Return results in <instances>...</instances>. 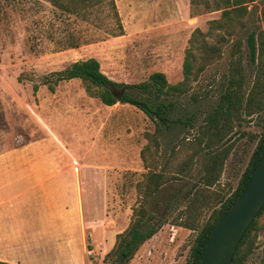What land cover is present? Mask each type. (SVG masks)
Segmentation results:
<instances>
[{
	"label": "rangeland",
	"instance_id": "rangeland-1",
	"mask_svg": "<svg viewBox=\"0 0 264 264\" xmlns=\"http://www.w3.org/2000/svg\"><path fill=\"white\" fill-rule=\"evenodd\" d=\"M112 1L122 29V35L116 37L112 33L117 32V26L106 0L83 9L78 15L58 10L47 0H0V159H6L14 149H22L18 154L25 155L24 145L38 144L50 133L74 161L72 170H78L80 179L83 229L80 234L73 233L77 259L66 261L68 264H109L102 259L113 245L111 237L127 226L131 209L139 201L136 184L145 173L141 162L137 168L133 162L130 168L114 166L111 190L105 195L99 187L108 177L105 172L108 162L90 145L102 144L105 140L113 145L142 149L147 144L143 133H152L154 123L131 105L104 106L99 100L87 97L78 79L59 82L53 93L45 86L38 87L34 95L31 82L39 83L45 75L75 61L94 58L102 74L115 83L133 85L147 80L153 72H160L169 85H175L182 81L181 66L186 50L189 51L191 75L183 86L185 92L167 98L172 106L164 114L166 123H159L158 147L150 146V152L145 154L149 168L174 174L175 166L192 153L188 141L197 135L206 113L217 102L221 92L219 84L231 64L241 62L244 89L250 86L253 71L244 43L247 34L253 33L256 41L264 44V0L247 4V13L242 19L244 27L236 28L225 43L218 42L222 31L210 24L219 19V11L207 12L201 6L195 10L189 5L190 0ZM236 39L241 41V48L231 56L228 46ZM202 42L216 45L219 51L205 56L198 49ZM72 45L75 47L71 48ZM261 58L264 61V48ZM127 92L137 94L132 90ZM50 97H54L55 103L46 105L50 110L53 107L58 110L43 114L44 111H39L43 106L39 108L38 101L47 102ZM263 114V111L251 115L241 113L228 123L218 148H227L229 152L213 192L224 195L236 186L255 146L256 140L252 137L261 131ZM39 154V151L32 152V156ZM202 157V153L195 156L183 179L155 197L156 204L151 209L167 223L139 246L127 264H185L195 232L170 223L182 209L185 191L197 179ZM59 190L60 185L56 199L63 202L64 191ZM40 191L39 187L28 190L10 205L0 207L12 211L0 217L1 223L15 229L8 244L21 245L22 228L26 233L33 230L34 238L35 230L58 224L52 223L54 214L48 211L59 212L40 199ZM165 203L168 206L164 207ZM209 212L202 210L199 226ZM259 225L261 229L256 233L253 250L243 264H264V214ZM55 234L62 237L64 233L57 228L46 231L44 236L49 238ZM8 250L17 254L19 249Z\"/></svg>",
	"mask_w": 264,
	"mask_h": 264
},
{
	"label": "trees",
	"instance_id": "trees-1",
	"mask_svg": "<svg viewBox=\"0 0 264 264\" xmlns=\"http://www.w3.org/2000/svg\"><path fill=\"white\" fill-rule=\"evenodd\" d=\"M47 1L58 10L78 15L82 13L83 9L96 5L100 0ZM252 1L190 0L189 5L195 10L201 6L207 12L219 11V19L212 20L210 24L214 29L222 31L218 42L225 43V39L231 38L236 28L241 29L244 27L242 19L247 13V4ZM106 2L112 10L117 26V32L112 33V36H120L122 35V29L113 1L106 0ZM244 43L253 71L250 86L244 89L245 76L241 62L237 60L234 65L231 64L222 77V81L219 84L221 92L218 94L217 102L206 113L203 125L197 129V135H194L191 141H188L192 153L184 162H179L175 166L174 174L163 172L161 168L158 170L149 168L151 165L146 163L145 154L150 152V146L153 149L158 147L159 123H166L164 114L172 106L170 102L166 101L167 98L185 92L183 86L191 75V55L189 51L186 50L181 66L182 81L175 85H169L164 74L160 72H153L148 76L147 80L133 85L115 83L102 74L99 70V64L94 58L75 61L62 70L45 75L39 83L31 82V92L34 95L39 86H45L50 93H53L54 86L59 82L78 79L82 83L87 97L99 100L104 106H112L116 103L131 105L154 123L152 133H143L147 144L139 152L140 161L143 169H145V173L142 174V180L136 184L139 201L131 209L125 229L115 234L112 247L102 259L103 263L127 264L139 246L150 239L167 223L163 218L154 214V209H151V205L155 206V197L160 195L165 188L172 184H177L179 180L183 179V173L188 169L189 165H193V158L202 153L204 157H202L203 162L197 179L185 191L182 198V209L170 223L195 232L185 264H199L202 251L214 224L240 196L264 153L263 114L260 124L261 131L257 136L252 137V140H256L255 146L236 186L224 195L218 191H212V188L218 183L223 162L229 152L227 148H218V145L225 138L228 123L234 116H239L241 113L251 115L256 114L258 111L264 112V61L261 58L264 44L261 40L257 42L253 33L247 34ZM74 47L75 45L71 46V48ZM240 48V40L232 41L228 46L229 53L231 52L230 55L232 56L234 52H239ZM198 49L205 56L219 51L216 45L206 42H202ZM128 90L137 92V94L131 95L127 92ZM166 206H168L167 203L164 204V207ZM204 209L210 210V212L207 219L199 226L198 219ZM263 214L264 204L240 237L230 264H243L252 252L256 233L261 229L259 220ZM0 264L7 263L0 262Z\"/></svg>",
	"mask_w": 264,
	"mask_h": 264
},
{
	"label": "crops",
	"instance_id": "crops-1",
	"mask_svg": "<svg viewBox=\"0 0 264 264\" xmlns=\"http://www.w3.org/2000/svg\"><path fill=\"white\" fill-rule=\"evenodd\" d=\"M42 87V86H39ZM41 90V89H40ZM38 107L43 109L39 111L52 114L56 113L58 108L53 107L52 110L48 108L46 104H53L54 97H50L49 101H38ZM54 135V134H53ZM53 135L49 133L48 138L43 141L29 142L24 145V150L27 152L25 155L18 153L22 152V149L11 150L8 152L6 159H0V207L7 204L10 205L15 201L23 192L32 190L35 188L41 189L40 199L45 200L50 208H56L59 212L55 214L48 211L50 214H54V222H58L57 225L52 224L49 228H39L36 231L34 238L32 236L33 230H26L22 228L20 231L23 236L21 237V245L8 244L9 236L15 232L12 230V225L3 224L0 220V262L7 264H68L66 261L72 262L73 259H77L74 254L72 243H74L73 233L76 231L80 234L83 229V223L81 225V210H80V179L78 170H72L75 167L74 161L69 159L67 153L61 144L54 142ZM47 141H49L47 143ZM57 141V140H56ZM43 145L46 146L43 147ZM98 153L106 159L108 162L105 168L108 177H105L102 187H99L105 195L106 191L111 190V171L113 167L130 168L131 163L135 165V168L139 166L140 158L139 148H131L128 145L110 144L105 140L101 144L100 142L90 145ZM39 151V156H32V152ZM142 164V163H141ZM97 165H94L96 168ZM62 184L64 188H61ZM18 185H25L24 188L17 189ZM48 185V186H47ZM60 185V192L64 191V201L56 199L58 195V188ZM94 188V186H93ZM10 207V206H9ZM5 212L12 213V211H4L0 209V217L5 215ZM111 215V214H110ZM41 220V217H39ZM60 228L63 236L52 235L47 238L44 236L46 231H52ZM118 231L117 233H120ZM115 233V234H117ZM114 236L111 237V241L114 242ZM8 249H19L17 254ZM64 249H69L65 251ZM50 251V254L48 255ZM65 251V252H64ZM44 254V255H43ZM49 257H46L47 255ZM16 255V256H15ZM15 256L16 258H12ZM46 258H44V257ZM18 258H23L20 261Z\"/></svg>",
	"mask_w": 264,
	"mask_h": 264
},
{
	"label": "water",
	"instance_id": "water-1",
	"mask_svg": "<svg viewBox=\"0 0 264 264\" xmlns=\"http://www.w3.org/2000/svg\"><path fill=\"white\" fill-rule=\"evenodd\" d=\"M264 204V153L244 190L214 224L199 264H230L243 232Z\"/></svg>",
	"mask_w": 264,
	"mask_h": 264
}]
</instances>
